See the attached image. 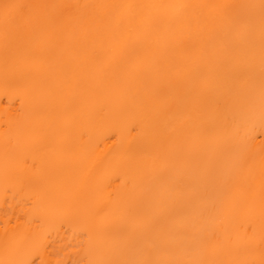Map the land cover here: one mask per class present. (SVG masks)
I'll return each instance as SVG.
<instances>
[{
	"label": "bare ground",
	"instance_id": "6f19581e",
	"mask_svg": "<svg viewBox=\"0 0 264 264\" xmlns=\"http://www.w3.org/2000/svg\"><path fill=\"white\" fill-rule=\"evenodd\" d=\"M0 264H264V0H0Z\"/></svg>",
	"mask_w": 264,
	"mask_h": 264
},
{
	"label": "snow or ice",
	"instance_id": "6c2138e0",
	"mask_svg": "<svg viewBox=\"0 0 264 264\" xmlns=\"http://www.w3.org/2000/svg\"><path fill=\"white\" fill-rule=\"evenodd\" d=\"M20 6L19 5H14V4H8L5 3L3 4V17L5 22L7 23L10 19L13 18V10L18 9Z\"/></svg>",
	"mask_w": 264,
	"mask_h": 264
}]
</instances>
